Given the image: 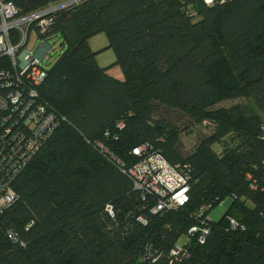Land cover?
<instances>
[{"label":"trees","instance_id":"1","mask_svg":"<svg viewBox=\"0 0 264 264\" xmlns=\"http://www.w3.org/2000/svg\"><path fill=\"white\" fill-rule=\"evenodd\" d=\"M12 1L28 14L66 0ZM99 32L123 81L96 66L88 40ZM44 37H57L62 53L38 92L64 120L13 183L0 264H264L261 117L247 105L207 112L216 74L228 67L237 96L264 115V0H84L59 11ZM179 113L188 125L172 122ZM206 120L212 133L183 154L181 133ZM143 144L188 186L183 206L152 214L159 198L135 190L109 158L128 169ZM195 226L209 231L203 244L189 233ZM10 229L24 247L7 238ZM181 237L186 255L175 260Z\"/></svg>","mask_w":264,"mask_h":264},{"label":"built area","instance_id":"2","mask_svg":"<svg viewBox=\"0 0 264 264\" xmlns=\"http://www.w3.org/2000/svg\"><path fill=\"white\" fill-rule=\"evenodd\" d=\"M83 1L66 0L28 14H20L12 0H0V215L18 201L13 188L16 178L64 120L40 99L38 92L48 70L42 66V62L51 51L48 39L44 36L59 11L70 9ZM229 1L231 0H212L209 4L203 0L207 6ZM31 33L41 42L34 52L27 49ZM118 127L123 128V123L119 122ZM98 147L106 152L101 145ZM151 150L148 144L136 148L132 154L139 161L128 169H123L119 160L112 156L109 158L132 180L135 190L159 198L151 209L152 214L183 206L188 201V186ZM202 216L200 212L198 217L202 219ZM139 221L143 225L146 223L142 218ZM237 226L235 220L229 219L230 229L235 230ZM196 232L199 243L203 244L209 233L208 229L195 226L189 230L190 234ZM6 234L13 243L25 246L15 230L10 229ZM182 238L186 243V237L180 239ZM185 243L179 247L176 244L171 251L175 260L186 255ZM149 252L150 247L145 258H149Z\"/></svg>","mask_w":264,"mask_h":264},{"label":"rangeland","instance_id":"3","mask_svg":"<svg viewBox=\"0 0 264 264\" xmlns=\"http://www.w3.org/2000/svg\"><path fill=\"white\" fill-rule=\"evenodd\" d=\"M27 49L31 51H36L40 40L36 39L33 33L29 36ZM47 44L51 48L48 56L43 60L42 66L44 68H51V66L56 62L59 56L62 53V49L60 47V40L57 37H53L47 40ZM88 46L91 52L94 53V60L96 66L100 69H118L120 71L121 68L118 64H116V55L113 49L109 46V42L105 32H99L88 40ZM215 86H216V101L215 103L207 109L208 111H217V110H225L229 109L236 105H247L250 106L256 115L261 117L262 128H264V115L260 114L253 106L252 102L249 99L238 97V83L234 73L228 68L224 67L218 71L215 78ZM174 124L184 127L188 125V120L184 115L180 113L173 118L172 121ZM192 132L187 133L185 131L180 135V149L183 154H189L197 145L198 140L202 137L208 136L212 133L213 125L212 122L206 120L202 125H191L190 128ZM213 148L216 152L221 151V147L218 145H214ZM228 202L225 203L224 206H218L210 213V217L212 220H217L225 208L227 207ZM185 243L184 238L178 240V247Z\"/></svg>","mask_w":264,"mask_h":264},{"label":"crops","instance_id":"4","mask_svg":"<svg viewBox=\"0 0 264 264\" xmlns=\"http://www.w3.org/2000/svg\"><path fill=\"white\" fill-rule=\"evenodd\" d=\"M105 71L109 77H111L117 81H123V72L122 71H120L118 69H106Z\"/></svg>","mask_w":264,"mask_h":264},{"label":"clouds","instance_id":"5","mask_svg":"<svg viewBox=\"0 0 264 264\" xmlns=\"http://www.w3.org/2000/svg\"><path fill=\"white\" fill-rule=\"evenodd\" d=\"M206 2L210 4L212 2V0H206Z\"/></svg>","mask_w":264,"mask_h":264}]
</instances>
